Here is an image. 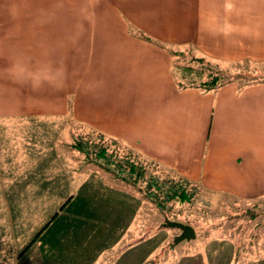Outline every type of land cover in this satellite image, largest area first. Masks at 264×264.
Segmentation results:
<instances>
[{
    "label": "crops",
    "instance_id": "obj_1",
    "mask_svg": "<svg viewBox=\"0 0 264 264\" xmlns=\"http://www.w3.org/2000/svg\"><path fill=\"white\" fill-rule=\"evenodd\" d=\"M172 51L264 62V0H0L2 115L64 119L186 184L264 198V81L181 87ZM103 180L109 190L121 182ZM88 196L61 206L42 236L68 210L119 211L115 192L101 195V209ZM60 223L56 247L73 227Z\"/></svg>",
    "mask_w": 264,
    "mask_h": 264
},
{
    "label": "rangeland",
    "instance_id": "obj_2",
    "mask_svg": "<svg viewBox=\"0 0 264 264\" xmlns=\"http://www.w3.org/2000/svg\"><path fill=\"white\" fill-rule=\"evenodd\" d=\"M174 58V76L185 85L198 83L210 73L240 86L264 81V62L198 63L185 52ZM189 67L195 70L190 77L183 72ZM1 110V264H105L107 257L113 263L119 258L124 264H264V198L239 201L204 191L144 164L122 144L88 130L79 131L70 121L7 119ZM77 143L89 156L75 146ZM101 148L111 163L95 158ZM129 163L143 167L140 176H131L136 186L115 173L117 164L129 169ZM106 174L121 181L118 186L107 185L113 190L102 181ZM125 174L120 176L128 177ZM149 183L163 191L185 190L190 196L184 201L174 197L159 209L145 192L157 193L160 199L164 193L153 185L147 190ZM94 188L97 194L92 196ZM108 191L120 200L119 211L110 219L76 217L68 210L69 214L42 236V229L56 213L62 215L60 207L71 198L87 194L90 203H98L101 209V195ZM72 204L77 207L80 202L77 199ZM164 218L190 224L195 238L175 243L180 231L162 226ZM61 221L73 227L61 234L56 247L53 231L63 225ZM77 225L80 228L75 230Z\"/></svg>",
    "mask_w": 264,
    "mask_h": 264
},
{
    "label": "trees",
    "instance_id": "obj_3",
    "mask_svg": "<svg viewBox=\"0 0 264 264\" xmlns=\"http://www.w3.org/2000/svg\"><path fill=\"white\" fill-rule=\"evenodd\" d=\"M183 54H184V52L172 51V56L173 57L180 56V55H183ZM192 59L194 61H197L198 63H207L208 64V61H206V59H204V58H198V57H193L192 56ZM183 69H184L183 72H185V75L186 76H189L190 77V76L193 75V73H195L194 72L195 70H193L192 67H189V68H186V69L183 68ZM230 80L231 79L223 82V80L221 79V77L219 75L210 73L205 79L200 80L198 83H190L189 85H185V84H182L180 81H178V80L177 81H178V83L180 84L181 87H184V86H197V87H199L201 89H204V90H210V89H214L215 87H217L219 85H222L224 83L231 82ZM75 146L77 148H79L82 152H84L86 154V156H89V152L86 151V150H84L81 147L82 146L81 143H77ZM105 152H106L105 151V148H101V150H98L97 153H94V156H95L96 159L105 160V162L107 164H109L111 162L108 160V158H106L107 155H106ZM115 167H116L115 169H117L115 173H117L120 178H123L124 180H126L127 182L131 183L134 186L137 185L135 177L132 178L131 176H134V175L135 176H140V173H142V171H143V167L142 166H137L135 164H132V163L130 164L129 163V169H125L124 167H122L119 164H117ZM125 173H127L128 177H122V176H120V174L123 175V176H126ZM152 185L155 188H157L156 190H158V189L161 190V188H160L159 185H154L152 183H149L147 185V188L146 189L148 190V188H149V190H150V188L152 187ZM182 190H184V188H182ZM161 192L164 193L163 194L164 195L163 196V199H160L159 198V195L157 193L152 192V191L151 192H145L146 193V196L148 198L152 199L156 203V205H157V207L159 209H161V208H163L165 206L166 201H169V200L173 199L174 197L175 198H180L181 200L184 201V200H186L190 196V195L189 196L187 195V193L185 192V190H184V192L183 191H180L179 192L177 190H174V188L172 189V191H169V189H168L167 191L161 190ZM45 228L46 227H44L42 230L44 231Z\"/></svg>",
    "mask_w": 264,
    "mask_h": 264
},
{
    "label": "water",
    "instance_id": "obj_4",
    "mask_svg": "<svg viewBox=\"0 0 264 264\" xmlns=\"http://www.w3.org/2000/svg\"><path fill=\"white\" fill-rule=\"evenodd\" d=\"M164 227H176L179 229L180 233L174 238V242L178 243L183 240H191L194 239L196 234L194 228L187 223H182L180 221L170 220L168 218H164L162 223Z\"/></svg>",
    "mask_w": 264,
    "mask_h": 264
}]
</instances>
